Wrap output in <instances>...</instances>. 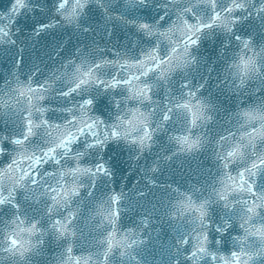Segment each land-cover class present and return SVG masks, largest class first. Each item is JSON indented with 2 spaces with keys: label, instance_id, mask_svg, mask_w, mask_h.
<instances>
[{
  "label": "snow or ice",
  "instance_id": "obj_1",
  "mask_svg": "<svg viewBox=\"0 0 264 264\" xmlns=\"http://www.w3.org/2000/svg\"><path fill=\"white\" fill-rule=\"evenodd\" d=\"M48 7L0 0V45H17L26 15ZM50 8L52 22L37 25V36L57 26L89 32L82 21L99 11L106 25L134 28L143 44L136 54L109 50L111 57L98 46L78 48L43 79L17 58L4 76L0 264L37 257L43 264H147L137 253L148 243V218L122 230L126 194L101 192L97 180L112 173L85 157L111 141L143 154L160 136L174 150H162L148 173L159 172L161 160L209 148L216 169L206 194L173 189L170 264H264V0H54ZM217 30L228 41L217 87L225 84L240 103L213 132L217 110L201 93L207 77L194 84L189 72L201 63L202 39ZM102 95L114 105L110 120L95 114L105 106ZM213 205L222 211L215 218Z\"/></svg>",
  "mask_w": 264,
  "mask_h": 264
},
{
  "label": "water",
  "instance_id": "obj_2",
  "mask_svg": "<svg viewBox=\"0 0 264 264\" xmlns=\"http://www.w3.org/2000/svg\"><path fill=\"white\" fill-rule=\"evenodd\" d=\"M37 4L48 5L43 13H28L23 24L18 26L15 32L17 45H0V84L6 73L12 69L17 58H22V64L27 74L35 72L34 79H43L49 70L56 66L61 58H72L78 48L90 47L102 48L111 57L109 50L139 52L143 42L140 34L136 33L131 26L122 24L106 25L100 17L99 11L86 16L82 21L89 32L74 30L70 26L45 29L39 36L35 34L37 25L51 23L53 10L50 8L54 0H35ZM0 11H3L0 9ZM111 30L112 35H108ZM228 47L225 34L219 30L214 34L202 39L201 45L195 54L201 59L199 66L189 72V77L194 84L203 83L207 77V83L201 93L210 100L216 108V124L210 125L213 132L219 131L224 126V119L229 112L235 110L240 100L231 93L225 84L219 83V71L222 62L218 60L222 49ZM59 52V55H58ZM209 68L213 71L209 72ZM24 78H27L26 76ZM178 87V85H176ZM104 105L96 109L95 114L101 118L110 120L114 113V105L106 96ZM99 99L97 103H99ZM57 116L62 115L57 113ZM3 124L0 123V128ZM163 150V153H162ZM174 150V146L168 143L167 137L160 136L151 150L143 154L130 144L123 141H111L99 153L89 152L85 160L92 166L102 162L112 173L111 178L101 177L97 180V186L101 192L115 190L126 194L121 205V229L136 228L143 218H148L149 227L143 229L148 243L138 249V258L142 257L147 264H170L168 257L171 255L174 245V226L168 219L169 203L176 193L173 189L181 192H196V189L205 191L215 174L214 159L211 149H204L197 153L182 154L173 158L169 163L161 160L160 171L150 174L147 169L157 159L158 154H168ZM139 156V158H137ZM156 181V185H150L148 178ZM171 185V188L168 186ZM143 191L145 195L140 197L137 192ZM199 195V193H196ZM30 216L34 213L29 210ZM222 214L221 209L213 205L209 215L215 218ZM0 213V220L6 219ZM122 234V233H121ZM54 247V245H52ZM79 255L77 251L75 253ZM35 264H43L40 257L35 259Z\"/></svg>",
  "mask_w": 264,
  "mask_h": 264
}]
</instances>
